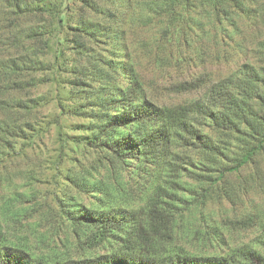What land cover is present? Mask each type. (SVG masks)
<instances>
[{
	"label": "trees",
	"instance_id": "1",
	"mask_svg": "<svg viewBox=\"0 0 264 264\" xmlns=\"http://www.w3.org/2000/svg\"><path fill=\"white\" fill-rule=\"evenodd\" d=\"M7 2L16 15L47 13L69 30L63 41L69 57L76 56L77 76L69 82L75 100L68 109L60 104L61 113L88 119L87 135L77 141L98 153L106 172L100 179L89 169L65 175L73 186L98 195L97 207L67 204L65 215L78 241L100 252L80 259L36 254L9 244L0 230V264H264L257 248L264 247V222L254 214L235 222L258 227L253 244L214 254L169 247L176 211L183 208L178 204L205 203L213 185L243 168L257 166V175L264 174V0H80L73 24L68 1ZM48 30L29 25L21 40L40 39L47 46ZM62 53L57 47L56 57ZM142 59L184 74L227 64L225 71L185 75L173 86L194 97L167 103L147 88ZM43 68L32 56L0 67L7 75ZM52 123L66 148L61 122ZM25 126L26 139L34 140L39 130ZM23 135L16 118L0 119V160ZM122 171L127 182L119 178ZM122 192L143 204L119 206L115 198Z\"/></svg>",
	"mask_w": 264,
	"mask_h": 264
},
{
	"label": "rangeland",
	"instance_id": "2",
	"mask_svg": "<svg viewBox=\"0 0 264 264\" xmlns=\"http://www.w3.org/2000/svg\"><path fill=\"white\" fill-rule=\"evenodd\" d=\"M39 1L22 0L33 4ZM45 1L55 6L68 1V20L71 24L78 20L76 9L81 4L80 0ZM9 8L7 0H0V67L7 60L20 61L22 57L32 56L43 61L45 68L20 71L16 75L3 74L0 69V119L16 118L26 134L14 139L15 149L0 160V230L5 232L9 244L30 248L36 254L84 258L100 250L90 247L82 239L78 241L70 229L65 210L69 207L67 204L77 208L97 207L98 195L73 186L65 175L81 174V171L89 169L94 178L100 179L106 170L96 161L98 153L77 141L79 136L87 135L84 126L88 119L61 113L60 104L68 109L75 100L69 82L77 76L73 72L76 56L69 57L70 48L63 41L69 30L58 26L54 15H16ZM42 23L49 27L45 37L47 46L40 39L21 40L24 36L22 31L27 26L35 28ZM57 41L64 44L57 45ZM32 43V49L28 50L27 45ZM101 46L99 44L94 51L99 53ZM57 47L63 50L58 58ZM142 62L140 69L147 88L158 100L167 103H179L194 97V93L177 92L173 86L185 75L202 70L222 71L227 64H208L205 68L191 69L184 74V69L175 66H161L150 59H142ZM56 119L61 122L62 133L67 136L64 149L60 147L57 126L52 123ZM26 122L39 130L32 141L26 139L30 132ZM257 168H243L224 177L209 189L211 196L203 204H178L183 208L176 211L169 247L195 254H214L255 243L260 233L258 227L245 228L235 222L252 214L264 222V174L260 172L257 175ZM262 170L264 172V167ZM119 178L127 182L126 171H122ZM122 194L115 198L119 206L143 204ZM257 248L264 253V247Z\"/></svg>",
	"mask_w": 264,
	"mask_h": 264
}]
</instances>
